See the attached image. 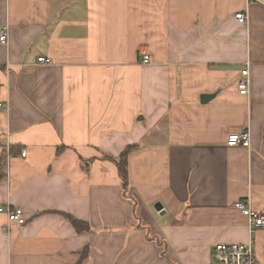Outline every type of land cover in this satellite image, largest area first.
<instances>
[{
    "label": "crops",
    "instance_id": "crops-1",
    "mask_svg": "<svg viewBox=\"0 0 264 264\" xmlns=\"http://www.w3.org/2000/svg\"><path fill=\"white\" fill-rule=\"evenodd\" d=\"M3 26L0 207L27 222L0 211V264H216L214 244L251 239L236 203L264 213L263 2L0 0ZM130 144L126 195L103 157Z\"/></svg>",
    "mask_w": 264,
    "mask_h": 264
},
{
    "label": "built area",
    "instance_id": "built-area-1",
    "mask_svg": "<svg viewBox=\"0 0 264 264\" xmlns=\"http://www.w3.org/2000/svg\"><path fill=\"white\" fill-rule=\"evenodd\" d=\"M264 3V0H258ZM236 17L244 22L246 14L238 12ZM9 27L3 26L0 31V42L6 44L8 41ZM143 62L149 63L152 57L146 49L142 50ZM52 62L50 57L39 56V64H50ZM249 68L246 67L241 71V78L238 80V90L240 94H248L250 91V73ZM227 144L231 146L242 145L251 146V132L249 130L242 132L231 133L227 137ZM22 156H26V150L21 152ZM236 207L247 217L248 232L251 239L247 242L241 243H225L218 242L214 247L216 264H260L258 256L255 251L254 235L258 230L264 227V213L251 206L246 200H240L236 203ZM0 211L7 214L10 221L24 224L26 218L23 214V209L20 207H13L10 204L2 205Z\"/></svg>",
    "mask_w": 264,
    "mask_h": 264
},
{
    "label": "trees",
    "instance_id": "trees-1",
    "mask_svg": "<svg viewBox=\"0 0 264 264\" xmlns=\"http://www.w3.org/2000/svg\"><path fill=\"white\" fill-rule=\"evenodd\" d=\"M246 18H247V16H246ZM137 148H139V144H137V145L136 144H130V145H128L125 148V150L118 157H114V156H111V155H105L103 157L104 159H107V160H109L110 162H112V163H114L116 165V167L118 169V172H119V176L121 178L123 190H124V193L126 195H128L129 188H130V185H131L130 173H129V157H130V154ZM26 154H27V151H26ZM4 167H5V156H3L1 158V160H0V179L3 177V173L2 172L4 170ZM131 198H133V197L131 196ZM134 205L136 206V202L135 201H134ZM64 215L73 224V226L75 227V229L77 231H83V230H87L89 228L91 229V225L88 222L80 220L77 217H75V216H73V215H71L69 213H64ZM26 222H27V220H26ZM247 228H248V225H247ZM225 243H241V242H225ZM216 244H214V247H215ZM87 251L88 250H85V252L83 253V256H86ZM256 254H257V252H256ZM259 262H260V260H259Z\"/></svg>",
    "mask_w": 264,
    "mask_h": 264
},
{
    "label": "water",
    "instance_id": "water-1",
    "mask_svg": "<svg viewBox=\"0 0 264 264\" xmlns=\"http://www.w3.org/2000/svg\"><path fill=\"white\" fill-rule=\"evenodd\" d=\"M211 97H212V94H203L202 101H206V100L210 99ZM156 207H158L159 209H162L163 204L161 202H158L156 204Z\"/></svg>",
    "mask_w": 264,
    "mask_h": 264
}]
</instances>
